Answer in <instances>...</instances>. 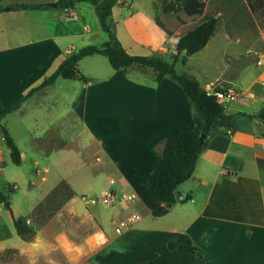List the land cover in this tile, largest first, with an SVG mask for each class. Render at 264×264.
Segmentation results:
<instances>
[{"label": "crops", "instance_id": "0c3cea01", "mask_svg": "<svg viewBox=\"0 0 264 264\" xmlns=\"http://www.w3.org/2000/svg\"><path fill=\"white\" fill-rule=\"evenodd\" d=\"M123 1L113 8L112 16L127 51L166 60L165 55L170 54L172 60L177 51L169 39L180 38L193 27L185 33L179 27L162 29L161 34L147 32L125 23ZM77 4L68 10L49 6L13 11L8 7L0 12V105L15 103L51 75L78 50L76 36L100 33L95 10L90 8L87 13ZM217 31L218 26L200 52L216 41L215 45L222 48L221 56L227 59L226 71L224 68L218 76L208 78L191 63L193 55L176 66L181 63L182 73L195 76L207 90L235 91L237 99L226 104L227 114H255L264 105V66L250 64L249 58L264 61V30L258 28L250 40L234 35L233 29L220 36ZM234 45H240L239 54L233 53ZM105 57L95 54L83 58L81 71L87 82L59 78L24 100L4 118V125L12 135L5 121L17 115L31 140L40 141L33 144L40 143L42 148L48 144L52 157L71 146L67 134H59L62 124L80 121L95 148L94 164H101L107 178L98 197L113 190L135 193L137 200L108 212V203L88 201L98 194L92 186L59 171L49 194L58 191L62 182L68 188L62 203L50 206L47 223L38 220L36 212L44 198L30 202L31 213L25 218L36 229L31 241L22 239L14 226L12 229L0 221V264H138L156 258L159 246L174 249L186 239L192 240L202 263L264 264L263 122L239 118L235 131L224 130L209 137L192 177L177 189V202L166 215L153 217L150 176L160 163L162 142L189 125L193 112L182 87L168 77L157 81L154 71L138 66L118 71ZM46 103L56 112L42 133L32 136L30 130L39 126V111ZM8 153L0 129V175ZM62 157L66 164L68 157ZM50 168L58 170L57 162L52 160ZM3 191L10 200V194ZM141 204L147 205L146 217L139 210ZM126 207L141 216L127 231L138 226L143 235L133 236L130 249L121 252L114 248L125 231L118 234L115 227L120 221L118 212Z\"/></svg>", "mask_w": 264, "mask_h": 264}, {"label": "trees", "instance_id": "16d2710c", "mask_svg": "<svg viewBox=\"0 0 264 264\" xmlns=\"http://www.w3.org/2000/svg\"><path fill=\"white\" fill-rule=\"evenodd\" d=\"M120 1L59 0L57 2V8L66 10L74 8L76 3L86 2L92 4L101 29L108 35V40L102 45L91 44L80 48L77 52L65 58L51 75L46 77L41 84L31 89L23 98L9 106L0 105V129L9 150L11 161L16 165H21L23 163L21 150L3 124L4 118L16 111L24 100L54 84L59 78L87 82L88 79L78 66L79 62L88 56L95 54L106 56L111 66L118 71H126L132 66H138L154 71L157 81L168 77L182 87L187 98L188 107L193 112V117L189 125L178 129L162 142L159 150L160 163L150 176L151 194L154 203L152 215L153 217H162L177 202L178 187L192 177L201 153L208 146L209 137L224 130L235 131L239 118L259 119L264 124V105L255 114H227L225 106L218 101L215 95L209 94L208 90L200 84L195 76L188 73H179L176 70L178 62L185 63L188 55H194L206 47L216 32L219 22L217 15L206 17L181 36L176 44L177 53L173 55L172 61H168L157 55H132L123 46L117 35L112 16L113 8ZM256 1H258V5L255 4ZM256 1H249L251 11H264V0ZM48 7V4L24 2L9 5V9L13 11L36 10ZM205 9V0H176L167 3L163 11L166 13L183 11L188 16H202ZM4 10V7L1 6L0 12ZM157 24L164 29L159 22ZM202 134L206 135L203 141L200 140ZM9 189L14 192L12 187ZM5 203H8L6 207L11 210L9 196L2 190L0 184V204ZM13 223L17 234L22 239L31 241L34 238L36 229L34 225L28 222V218L13 216ZM157 253L156 258L138 264H206L202 263V256L191 239L184 240L174 249H170L163 244L157 248Z\"/></svg>", "mask_w": 264, "mask_h": 264}, {"label": "rangeland", "instance_id": "374dc122", "mask_svg": "<svg viewBox=\"0 0 264 264\" xmlns=\"http://www.w3.org/2000/svg\"><path fill=\"white\" fill-rule=\"evenodd\" d=\"M12 1L14 0H0V7L2 6L4 9L8 8L10 2ZM16 1L38 4L43 3L49 5L50 3H55L59 0ZM171 1L176 0H124L121 5L122 16L126 24L130 23L133 26L137 25L147 32L155 30L160 34L162 32V28L158 26L157 22H159L166 30H176V28L179 27L182 32L185 33L206 17L213 15H217L219 18L217 31L219 36L220 34L223 35L226 29H233L234 35L244 38L247 37V39L250 40L252 33L256 32L258 28L264 30V11H251L249 6L250 0H205L206 9L202 16H188L183 11H179L177 13L164 12V6ZM252 1L255 2L256 0ZM255 4L258 5V1H256ZM77 7H81L82 10L87 13L90 8L94 10L92 4L86 2L78 3ZM57 9L62 10L60 8ZM76 11L78 12V10ZM107 40L108 35L103 30H101L97 35L93 34L91 37L76 36L74 38L78 50L89 44L102 45ZM215 42L216 41L213 40L205 51L194 54L191 59V63L195 66V68H198L199 71L208 78L218 76V74L224 71V68L225 71L228 69L227 59H224L221 56L222 48L215 45ZM78 50H74V52H77ZM240 51V45H234L233 53L239 54ZM165 58L172 61L170 54L165 55ZM249 61L250 64H261L264 66L259 58L254 59L250 57ZM84 64L85 63L80 62L78 66L80 71L81 66H84ZM176 69L179 73L184 71V67L181 63L176 66ZM45 105L46 106L39 111V114H42L39 117V126H34V130H30L32 136L40 135L43 127H46L48 121L52 119L54 113L56 112L53 108L49 109L47 103ZM5 123L11 128L10 131L21 150L24 159L22 165H16L11 161L8 153L7 164H3L2 166L3 171L0 175V184L1 188L10 194L11 202V210H9L4 204L0 205V221L2 223L8 224L13 229L14 223H11L13 216L28 217L31 213L30 202L33 199L36 200L42 197L44 198V201L40 204V207L36 211L37 218L43 223H47L49 212L52 211L50 206L54 208L56 205L62 203L64 190H67L68 188L66 183L62 182L58 187L60 191H54L49 194V190L60 175V173H58L59 171L61 173H67L73 181L75 179H81L82 182L87 183L97 191L98 194L95 197L100 196V191L103 186L106 185L107 178L101 164H94V160L96 158L94 155L95 148L91 145L90 134L82 128L80 121H74L71 125L66 122L62 124L59 134H67V139L71 142V146L68 148L67 152L61 151L60 153H54L52 157H50L49 154L50 146L48 144L43 146L44 148H42V144L40 143L33 144V142L35 143L40 141L31 140L32 137L27 134L26 130L22 127L17 115H13V117L5 121ZM43 149L45 152H43ZM62 156L68 157L66 164L64 163V157ZM52 160L57 162L58 170L50 168V162ZM36 161L37 164H35ZM11 187L14 192L10 191L9 188ZM84 196L88 197V194ZM146 206V204L140 205L139 210L143 215L142 217H146L144 214L148 212ZM105 208L108 212L113 210L110 205ZM132 212L133 209L131 207H126L123 211L118 212L119 218L117 220L127 218L133 214ZM30 223L33 225L32 221ZM137 227L138 226H135V228H132L130 231H127L128 229L125 230V237H123L121 241L115 245L114 250L122 252L123 250L130 249L134 240L133 236L138 238L143 235L142 232L138 231Z\"/></svg>", "mask_w": 264, "mask_h": 264}, {"label": "built area", "instance_id": "2783aa9c", "mask_svg": "<svg viewBox=\"0 0 264 264\" xmlns=\"http://www.w3.org/2000/svg\"><path fill=\"white\" fill-rule=\"evenodd\" d=\"M170 42L173 45H175L179 42V38L173 37L171 38ZM261 63L264 64V61H261ZM208 93L211 95H215L218 101L222 103L225 107L228 102H231L237 99V93L232 90L222 91V90L209 89ZM110 183L111 185H113L114 180H111ZM137 197L138 196L135 193H126V192L118 193V192H114L113 190H110L103 197L89 198L88 201L91 204L105 202V203H108L115 211H119L121 204H124L127 202H135L137 200ZM140 219H141L140 214L133 213L127 218L120 220L115 227L116 233L121 234L125 230L134 226L136 222H138Z\"/></svg>", "mask_w": 264, "mask_h": 264}, {"label": "water", "instance_id": "95a60500", "mask_svg": "<svg viewBox=\"0 0 264 264\" xmlns=\"http://www.w3.org/2000/svg\"><path fill=\"white\" fill-rule=\"evenodd\" d=\"M49 6L57 7L58 4H57V2L50 3ZM205 138H206V135L205 134H202L201 137H200V140L203 141ZM5 205H8V203H5Z\"/></svg>", "mask_w": 264, "mask_h": 264}]
</instances>
